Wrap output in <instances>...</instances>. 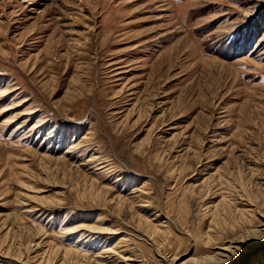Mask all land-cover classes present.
Segmentation results:
<instances>
[{
  "label": "rangeland",
  "instance_id": "1",
  "mask_svg": "<svg viewBox=\"0 0 264 264\" xmlns=\"http://www.w3.org/2000/svg\"><path fill=\"white\" fill-rule=\"evenodd\" d=\"M189 259L264 264V0H0V264Z\"/></svg>",
  "mask_w": 264,
  "mask_h": 264
},
{
  "label": "bare ground",
  "instance_id": "2",
  "mask_svg": "<svg viewBox=\"0 0 264 264\" xmlns=\"http://www.w3.org/2000/svg\"><path fill=\"white\" fill-rule=\"evenodd\" d=\"M263 227V226H262ZM259 232V231H257ZM226 253H230V248H227V249H224L222 253H220L219 257H224ZM202 261H207V258H205L204 260ZM199 261H195V260H192V259H189L187 260L186 262H184L183 264H195ZM201 262V261H200Z\"/></svg>",
  "mask_w": 264,
  "mask_h": 264
}]
</instances>
